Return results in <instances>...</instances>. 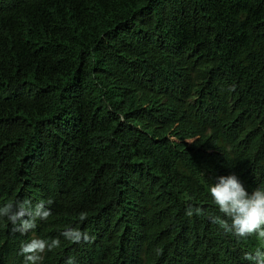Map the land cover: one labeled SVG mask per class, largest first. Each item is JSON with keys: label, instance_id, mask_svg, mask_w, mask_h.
<instances>
[{"label": "trees", "instance_id": "1", "mask_svg": "<svg viewBox=\"0 0 264 264\" xmlns=\"http://www.w3.org/2000/svg\"><path fill=\"white\" fill-rule=\"evenodd\" d=\"M233 173L264 186V0H0V204L53 201L0 264H248L210 220Z\"/></svg>", "mask_w": 264, "mask_h": 264}, {"label": "clouds", "instance_id": "2", "mask_svg": "<svg viewBox=\"0 0 264 264\" xmlns=\"http://www.w3.org/2000/svg\"><path fill=\"white\" fill-rule=\"evenodd\" d=\"M209 193L219 214L210 217L213 224L218 225L225 233L237 238H248L255 235L264 239V186L255 187L251 191L235 174L216 177L210 185ZM51 199L33 203L31 199H17L0 204V221L7 222L15 231L22 235L37 228L38 221H46L51 215ZM200 215L199 207L191 205L186 209V215ZM83 222L84 214L79 217ZM63 241L71 244L88 242V233L75 226H66L60 233ZM60 238L33 237L23 243L19 254L23 256L24 264H43L45 255L61 247ZM243 260L248 264H264V248L254 252H245ZM67 264H74L69 258Z\"/></svg>", "mask_w": 264, "mask_h": 264}]
</instances>
